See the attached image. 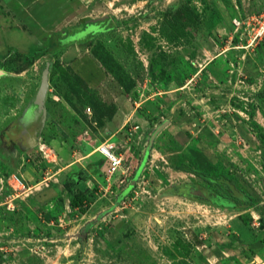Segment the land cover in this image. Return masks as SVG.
<instances>
[{"label": "rangeland", "instance_id": "obj_1", "mask_svg": "<svg viewBox=\"0 0 264 264\" xmlns=\"http://www.w3.org/2000/svg\"><path fill=\"white\" fill-rule=\"evenodd\" d=\"M0 72V264H264V0H0Z\"/></svg>", "mask_w": 264, "mask_h": 264}, {"label": "built area", "instance_id": "obj_2", "mask_svg": "<svg viewBox=\"0 0 264 264\" xmlns=\"http://www.w3.org/2000/svg\"><path fill=\"white\" fill-rule=\"evenodd\" d=\"M95 152L104 160V163L107 164L106 172L108 176L111 177L115 172L123 167L124 161L116 145L103 142L95 148ZM50 153H53V151ZM50 153L45 151L44 156H49Z\"/></svg>", "mask_w": 264, "mask_h": 264}, {"label": "flooded vegetation", "instance_id": "obj_3", "mask_svg": "<svg viewBox=\"0 0 264 264\" xmlns=\"http://www.w3.org/2000/svg\"><path fill=\"white\" fill-rule=\"evenodd\" d=\"M89 23H91V26H86L84 27L85 30L83 29V31H81V33H75L74 35H72V38L73 39H77V40H80V39H84L86 38L87 36H90L94 33H97V26L96 24H100L102 22H98V23H94V22H91L89 21ZM89 25V24H88ZM83 37V38H81ZM32 108V112H29V110ZM38 114L36 113V108L33 106V104L27 108L25 110V112L23 113L20 121H19V125L21 126V128L23 127V130L27 129L29 130L31 127H33L36 122L38 121ZM20 127H18L19 129ZM22 133V132H21Z\"/></svg>", "mask_w": 264, "mask_h": 264}, {"label": "trees", "instance_id": "obj_4", "mask_svg": "<svg viewBox=\"0 0 264 264\" xmlns=\"http://www.w3.org/2000/svg\"><path fill=\"white\" fill-rule=\"evenodd\" d=\"M86 20L89 21L90 19H86ZM93 61L98 63V61L96 59L95 60L93 59ZM98 68L100 70L99 79L96 82H86L85 81L87 84L99 83L104 78V74H103V71H102L101 67L98 66ZM77 75H79V74L77 73ZM90 196L91 195H89L87 193H84L82 191H78L76 193H72V199H71L70 206L72 208L76 209L80 214H84L86 212V208H88L91 205V203H92V199H91L92 197H90ZM46 218H47V220L49 219V217L47 215H46ZM262 243H264V241H262ZM250 252L252 253V256H254V254H255L254 251L251 250Z\"/></svg>", "mask_w": 264, "mask_h": 264}, {"label": "water", "instance_id": "obj_5", "mask_svg": "<svg viewBox=\"0 0 264 264\" xmlns=\"http://www.w3.org/2000/svg\"><path fill=\"white\" fill-rule=\"evenodd\" d=\"M1 74L2 73L0 72V75ZM48 76H49V64H46V67L41 74L40 86L37 90L35 99L33 101V106L36 108L37 114H40L41 111L43 110V103L48 89ZM29 112H32V108L29 110Z\"/></svg>", "mask_w": 264, "mask_h": 264}, {"label": "crops", "instance_id": "obj_6", "mask_svg": "<svg viewBox=\"0 0 264 264\" xmlns=\"http://www.w3.org/2000/svg\"><path fill=\"white\" fill-rule=\"evenodd\" d=\"M136 120H139L138 118L136 119ZM125 121H121L120 119H119V121H118V123H119V126L116 128V124L114 123H108L107 124V131H108V133L111 135L110 136V139L111 138H114L122 129H124V126L126 125V123H124ZM134 122V121H133ZM113 124V125H112ZM107 142H109V141H107ZM115 145V144H114ZM177 145H178V143H177ZM116 147H117V145H116ZM117 149H118V147H117ZM96 153V152H95ZM98 155V154H97ZM99 156V155H98ZM99 158L104 162V160L99 156ZM122 169V168H121ZM120 169V170H121Z\"/></svg>", "mask_w": 264, "mask_h": 264}]
</instances>
